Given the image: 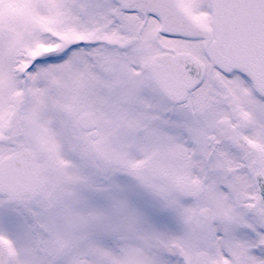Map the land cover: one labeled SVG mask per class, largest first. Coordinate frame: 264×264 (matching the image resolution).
<instances>
[{
  "label": "snow or ice",
  "instance_id": "snow-or-ice-1",
  "mask_svg": "<svg viewBox=\"0 0 264 264\" xmlns=\"http://www.w3.org/2000/svg\"><path fill=\"white\" fill-rule=\"evenodd\" d=\"M0 264H264V0H0Z\"/></svg>",
  "mask_w": 264,
  "mask_h": 264
}]
</instances>
